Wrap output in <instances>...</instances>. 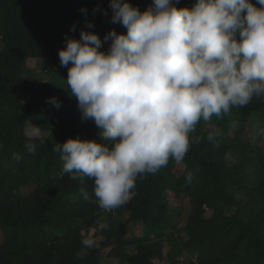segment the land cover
Returning a JSON list of instances; mask_svg holds the SVG:
<instances>
[{
    "label": "trees",
    "instance_id": "1",
    "mask_svg": "<svg viewBox=\"0 0 264 264\" xmlns=\"http://www.w3.org/2000/svg\"><path fill=\"white\" fill-rule=\"evenodd\" d=\"M106 1L110 0H0V264H99L98 251L81 244L90 229L98 231L103 245L114 246L112 256H121L117 250L134 248L126 264H154L155 258L163 259L157 242L175 227L168 207L170 194L176 199L186 195L190 211L185 239L178 242L175 237L168 264H178L173 255L184 250L195 256L188 264H264V137L252 143L241 141L238 130L233 136L226 134L233 123L240 129L253 122L255 113L263 116L264 97H253L239 107L233 121L228 114L201 119L189 133L190 146L182 161L175 164L170 158L155 173L137 178L136 194L115 211L128 215L126 224L141 223V236L126 239L125 226L116 223L113 215L102 221L92 180L85 178L81 184L67 173L61 177L63 161L53 150L56 143L68 139L107 143L91 119H82L66 84L71 63L61 66L56 57L66 47L65 35L79 40L82 30L99 33V50L107 52L111 40L104 42V36L122 25L110 22ZM173 2L178 9H191L195 0ZM249 2L262 7L257 0ZM128 3L140 12L152 6V0ZM86 20L94 27L86 28ZM73 25L75 30L70 31ZM126 32L122 26L118 34ZM28 58L56 60L54 70L42 65L50 75L48 81L20 75ZM48 98H56L60 107L46 103ZM61 108L65 115L59 114ZM29 121L48 138L26 137L23 130ZM203 122L213 130L202 131ZM27 143L36 145L34 153L27 150ZM212 145L223 148L214 151ZM227 152L232 164L219 159ZM26 188L31 190L23 192ZM83 192L91 199L85 200ZM82 250L86 255L81 258L77 253Z\"/></svg>",
    "mask_w": 264,
    "mask_h": 264
},
{
    "label": "clouds",
    "instance_id": "2",
    "mask_svg": "<svg viewBox=\"0 0 264 264\" xmlns=\"http://www.w3.org/2000/svg\"><path fill=\"white\" fill-rule=\"evenodd\" d=\"M257 3L262 7L249 0H195L191 9H178L173 0H152L140 12L128 0H110V22L127 32L110 30L103 38L111 40L107 52L99 50L102 41L93 32L82 30L79 40L65 35L58 56L61 66L72 65L66 84L82 119H91L107 143H56L61 177L67 173L81 184L92 180L94 203L116 209L136 194L138 177L155 173L170 158L183 160L189 133L201 119L264 97V0ZM85 27L94 25L86 20ZM46 103L60 107L56 98ZM26 134L45 135L30 121ZM25 147L36 150L34 143ZM95 243L91 237L81 241L89 249Z\"/></svg>",
    "mask_w": 264,
    "mask_h": 264
},
{
    "label": "rangeland",
    "instance_id": "3",
    "mask_svg": "<svg viewBox=\"0 0 264 264\" xmlns=\"http://www.w3.org/2000/svg\"><path fill=\"white\" fill-rule=\"evenodd\" d=\"M107 6L109 7V3L110 1H106ZM110 9V7H109ZM111 10V9H110ZM112 12V11H111ZM90 21V20H88ZM122 28V26H118L116 27L114 30L116 31V33L118 34L119 30ZM99 38V33L96 34ZM126 35V34H125ZM57 60L59 61V56L57 54ZM56 62V60L54 61ZM53 61H48L47 59H43L40 62H37L36 59L34 58H28L27 60H25V62L22 65V70L20 68V75L23 78H29L31 76H33L34 78H36L37 80L40 81H48V78L50 75H48L46 73L45 70H43V66L46 67H50L52 68L51 70H54L52 65H54ZM52 74V73H51ZM67 75V73H66ZM239 110V107H234L230 110V112L228 113V115L232 117V121H233V116L235 114V112ZM240 111V110H239ZM59 114L61 115H65L66 110L61 108L59 109ZM254 117H252L253 122L252 121H248L245 124H243L241 126L240 129H237L236 124H232L230 122L229 125H231L228 130H227V135L228 136H233L237 130H238V134L239 137L241 138V141L244 142H252V143H256L259 141H262V137H264V115L262 116L261 112H257L255 113V115H253ZM261 120V122H259ZM256 122V123H255ZM33 125H35L33 122H31ZM37 126V125H36ZM29 127V122L26 124V126L24 127V134L26 137L27 136V130ZM202 131H212L213 130V126L211 124H207L206 122L202 123ZM218 132H219V128H218ZM49 134L45 133V135L43 136V138H40L42 140H46L48 138ZM30 138V137H28ZM261 146H264V144H261ZM213 150H220L223 147L219 146V145H212ZM221 161H226L228 164H232L234 162L233 157L231 158L230 152H227V154H224L223 156L220 155L219 158ZM175 163V162H174ZM177 164V162L175 163ZM181 168V167H180ZM177 173H179V170H176ZM31 188H26L23 190V192H28L30 191ZM229 192H234L236 195L239 194V191L235 190V189H229ZM168 207H169V212L172 215L173 218V224H174V228L173 229H169L167 231L168 236L164 237L163 239H161L160 241H158V245L161 248V255L163 259H159V258H155L153 261L154 264H168L170 259L168 258L170 255H172V251H173V245L175 242V237L178 239V242H180V240L182 238L185 239V234H184V227L186 225L187 222V218L189 215V211H190V202L189 199L186 195H182L181 197L177 198L173 195H169L168 196ZM101 210V215H102V221H105L107 219V217L109 215H113L114 216V220H116V223L125 226L124 227V234L126 235V239L131 238V237H138L142 235V224L141 223H127V218L128 215L125 212L122 213H117L114 209V213H112V210L110 211H105L103 209ZM235 211V209H233ZM211 212L208 211L206 212V217H210ZM85 233L87 234L88 237H91L95 240V246L93 248H95L98 251V263L99 264H126L125 262V258L127 257V255L133 254L135 252L134 248H130L127 247L124 250H117L118 253H122L120 257H115L112 256L110 253L113 250L114 246L113 245H103L102 242V238L100 237V234L98 233V231H94L92 229L89 230V232L87 230H85ZM84 234V233H83ZM172 237H171V236ZM2 236L0 234V240H1ZM184 254H174L173 255V260H176L178 262V264H188L189 261H194L195 260V256L193 255L192 257H190L188 255V253L184 250L183 251ZM191 258V259H190Z\"/></svg>",
    "mask_w": 264,
    "mask_h": 264
}]
</instances>
